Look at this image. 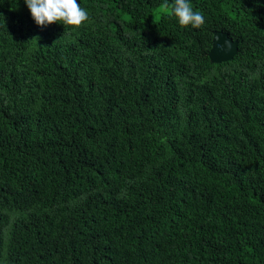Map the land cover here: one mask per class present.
Returning <instances> with one entry per match:
<instances>
[{
    "label": "trees",
    "instance_id": "trees-1",
    "mask_svg": "<svg viewBox=\"0 0 264 264\" xmlns=\"http://www.w3.org/2000/svg\"><path fill=\"white\" fill-rule=\"evenodd\" d=\"M172 2L0 0V264H264V0Z\"/></svg>",
    "mask_w": 264,
    "mask_h": 264
},
{
    "label": "clouds",
    "instance_id": "clouds-1",
    "mask_svg": "<svg viewBox=\"0 0 264 264\" xmlns=\"http://www.w3.org/2000/svg\"><path fill=\"white\" fill-rule=\"evenodd\" d=\"M34 22L46 26L58 22L64 26L79 27L89 19L88 11L77 0H24ZM170 15L181 27L202 28L204 15L195 10L192 0H173Z\"/></svg>",
    "mask_w": 264,
    "mask_h": 264
},
{
    "label": "water",
    "instance_id": "water-1",
    "mask_svg": "<svg viewBox=\"0 0 264 264\" xmlns=\"http://www.w3.org/2000/svg\"><path fill=\"white\" fill-rule=\"evenodd\" d=\"M237 52V40H233L225 31H213L212 45L208 52V56L211 62H227L231 60L237 54Z\"/></svg>",
    "mask_w": 264,
    "mask_h": 264
},
{
    "label": "rangeland",
    "instance_id": "rangeland-1",
    "mask_svg": "<svg viewBox=\"0 0 264 264\" xmlns=\"http://www.w3.org/2000/svg\"><path fill=\"white\" fill-rule=\"evenodd\" d=\"M158 15H159V14H158L157 12H154V13H153V17H154V18H157Z\"/></svg>",
    "mask_w": 264,
    "mask_h": 264
}]
</instances>
